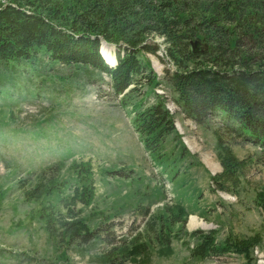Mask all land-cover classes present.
<instances>
[{
	"label": "rangeland",
	"instance_id": "1",
	"mask_svg": "<svg viewBox=\"0 0 264 264\" xmlns=\"http://www.w3.org/2000/svg\"><path fill=\"white\" fill-rule=\"evenodd\" d=\"M154 39L159 50L143 56L161 82L176 66ZM16 67L0 87V264H101L96 256L134 239L147 244L148 264H264V149L220 113L194 122L162 82L155 92L167 96L175 130L151 152L133 125L135 103L153 97L147 90L117 95L107 75L42 51ZM43 211L58 231L59 219L80 218L96 236L61 241ZM161 227L168 254L159 251ZM207 233L215 251L191 255Z\"/></svg>",
	"mask_w": 264,
	"mask_h": 264
},
{
	"label": "trees",
	"instance_id": "2",
	"mask_svg": "<svg viewBox=\"0 0 264 264\" xmlns=\"http://www.w3.org/2000/svg\"><path fill=\"white\" fill-rule=\"evenodd\" d=\"M155 36L163 38L168 60L176 66L166 71L161 82L143 56L159 50ZM194 40L208 48L193 53L190 44ZM103 42L114 47V65L100 51ZM39 51L53 62L81 65L97 71L98 76L107 75L117 95L141 94L143 89L153 94L152 99L135 103L133 117L137 133L151 152L175 130L167 96L155 92L164 83L175 94L173 99L185 117L202 124L220 113L243 140L264 149V0L0 2V87L15 77L5 76V72H17L18 64H27ZM28 193L31 198L38 194ZM54 215L48 211L40 215L51 236L67 242L77 236H96L97 230L86 228L80 218L59 219L58 231ZM181 216L178 222L185 221ZM160 225L167 226L165 222ZM163 227L159 251L168 254L172 249ZM198 232L189 234L194 237ZM134 245L115 247L118 257L127 256L133 262L141 255L139 264L150 263L145 241L134 239ZM216 248L213 236L207 233L190 254L203 258ZM115 249L95 260L116 264Z\"/></svg>",
	"mask_w": 264,
	"mask_h": 264
},
{
	"label": "bare ground",
	"instance_id": "3",
	"mask_svg": "<svg viewBox=\"0 0 264 264\" xmlns=\"http://www.w3.org/2000/svg\"><path fill=\"white\" fill-rule=\"evenodd\" d=\"M207 48H208V45H207ZM109 50H110V46L106 42H103L102 47L100 48V51H101L102 55L105 57V59L108 60V63H110L111 65H114L115 62H114V59L109 56ZM194 220H192V221H194Z\"/></svg>",
	"mask_w": 264,
	"mask_h": 264
},
{
	"label": "water",
	"instance_id": "4",
	"mask_svg": "<svg viewBox=\"0 0 264 264\" xmlns=\"http://www.w3.org/2000/svg\"><path fill=\"white\" fill-rule=\"evenodd\" d=\"M201 42L200 41H198V40H195V41H192L191 42V51L193 52V53H198V52H201V53H203L204 52V50H206L207 49V44H200ZM198 47H200V48H198Z\"/></svg>",
	"mask_w": 264,
	"mask_h": 264
}]
</instances>
